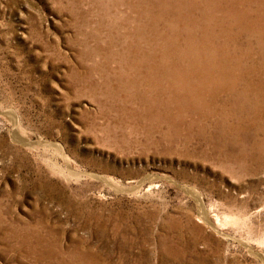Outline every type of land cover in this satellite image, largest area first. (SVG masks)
I'll list each match as a JSON object with an SVG mask.
<instances>
[{
	"label": "rangeland",
	"instance_id": "374dc122",
	"mask_svg": "<svg viewBox=\"0 0 264 264\" xmlns=\"http://www.w3.org/2000/svg\"><path fill=\"white\" fill-rule=\"evenodd\" d=\"M0 264H264V0H0Z\"/></svg>",
	"mask_w": 264,
	"mask_h": 264
},
{
	"label": "bare ground",
	"instance_id": "6f19581e",
	"mask_svg": "<svg viewBox=\"0 0 264 264\" xmlns=\"http://www.w3.org/2000/svg\"><path fill=\"white\" fill-rule=\"evenodd\" d=\"M253 156V155H252Z\"/></svg>",
	"mask_w": 264,
	"mask_h": 264
}]
</instances>
